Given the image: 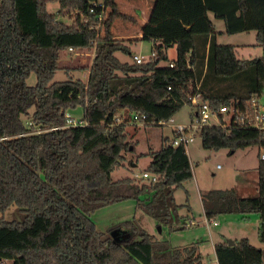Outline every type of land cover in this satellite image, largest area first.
Wrapping results in <instances>:
<instances>
[{"label":"trees","instance_id":"1","mask_svg":"<svg viewBox=\"0 0 264 264\" xmlns=\"http://www.w3.org/2000/svg\"><path fill=\"white\" fill-rule=\"evenodd\" d=\"M103 2L100 26L101 9L92 13L90 0H0V213L16 205L24 215L0 218V264H204L197 244L171 248L135 220L112 230L122 234L120 240L92 221L98 210L130 200L171 230L173 221H185L178 214L187 205L177 204L175 193L194 175L186 147H174L170 137L149 153L144 172L156 175V182L113 180L137 146L128 141V119L115 121L124 112L145 114L146 126H159L189 105L194 121L198 110L190 97L200 93L213 110L232 109L228 124L219 114L221 126L202 130L205 149L234 154L264 147V128L246 125L248 119L255 123L264 95V0H156L142 27L141 40L152 43V56L143 64L116 56L132 57V51L115 38V22L136 19L121 12L117 0ZM50 4H59V15L72 23L49 12ZM208 13L223 20L221 34L256 32L254 46L262 56L240 58L234 46L219 45ZM172 47L174 66H160ZM81 50L95 51L87 82L74 77L55 82L61 53ZM32 72L35 86L27 83ZM80 107L85 124L67 127L68 112ZM259 159L256 196L242 197L235 188L201 196L208 221L257 214L264 242L262 155ZM215 251L218 264H264V250L248 238L233 246L220 242Z\"/></svg>","mask_w":264,"mask_h":264},{"label":"rangeland","instance_id":"2","mask_svg":"<svg viewBox=\"0 0 264 264\" xmlns=\"http://www.w3.org/2000/svg\"><path fill=\"white\" fill-rule=\"evenodd\" d=\"M155 2V1H154ZM154 2L152 4H154ZM123 3L121 7H123ZM121 10H124L121 8ZM48 11L58 16V19L66 24H71L72 21L68 17L59 15V4H50ZM128 15H132L136 19V23L117 20L114 24L113 33L119 37L129 36L132 33H125L126 27L128 30H136L138 16L134 11H126ZM209 18L215 24L216 31L219 34L217 42L219 45H232L237 50L238 56H248L255 49L256 32L239 33L235 35L221 34L225 31L223 20L215 18L213 13H208ZM116 37V36H115ZM132 51V56L142 57L145 62L149 61L152 56V43L143 40L126 41ZM116 56L123 62H132L133 58L130 55L116 53ZM95 57L94 50L81 51H64L60 56V68L54 77L55 82H62L69 77L81 79L87 82L89 77L90 67ZM177 58V49L172 47L168 49V59L160 63V66H169ZM66 69H71L70 72ZM28 85L35 86L37 77L34 72L31 73L27 80ZM262 112H264V95L259 103ZM195 110L186 105L173 118V124L190 125L192 123L191 116ZM71 116L80 120L83 116V109L80 107L75 111L68 112ZM129 112H124L121 116H130ZM228 124L231 119V114H226L224 117ZM211 126H221L218 118H211ZM128 141L137 144L135 152L126 153V160L123 165L116 168L112 173L114 181L124 178H136L141 176L151 162L149 153L158 151L161 148L162 140L166 137H172V128L169 124L159 126H137L133 124L127 125ZM187 153L191 160L194 178L185 183V186L178 189L175 193L176 202L179 205H187L179 210V216H191L195 218L196 225L191 228H184V223H172V230L169 225L160 224L154 217L147 215L137 206V202L130 200L118 204H113L106 208L98 210L93 216L92 221L96 227L103 233L111 234L115 227L130 220H135L144 228L150 235L154 236L158 241H163L169 244L171 248H185L193 244H197L198 251L203 255L204 264H216V252L214 249L215 242H228L248 238L250 242L258 249L264 250V242L259 239L260 219L257 214H251L248 218L243 219L240 215L225 214L217 217L215 220L208 221L203 213L199 190L204 193L211 189H240L239 193L249 197L256 196L257 173L254 168L256 162V154L264 155V147H253L247 151L239 150L232 154L227 149L218 151L207 150L202 145V139L198 134L195 142L186 147ZM135 166V167H134ZM248 169L243 171L242 169ZM247 180L249 188L243 191L240 184ZM146 181V180H145ZM147 182V181H146ZM148 183V182H147ZM190 207L191 210L189 209ZM0 218L8 221L23 220L24 215L19 212L16 205L8 208L4 213H0ZM186 220V219H185ZM219 223V226H214L213 222ZM187 226V225H186ZM183 227V228H182ZM188 227V226H187ZM112 231V232H111Z\"/></svg>","mask_w":264,"mask_h":264},{"label":"built area","instance_id":"3","mask_svg":"<svg viewBox=\"0 0 264 264\" xmlns=\"http://www.w3.org/2000/svg\"><path fill=\"white\" fill-rule=\"evenodd\" d=\"M92 7L90 11L94 13L97 8L101 9L100 14L98 15V19L100 21V26L103 22V19L105 17V5L103 0H90ZM133 61H135L138 64L145 63V60L142 57H139L137 55L133 56ZM171 67L174 66V63L170 64ZM169 89H171L169 87ZM191 103L197 107L198 112L196 113V116L194 118V121L190 125H176L173 124V120L171 119L168 123L162 122L161 124H169L172 128V137H170V143L174 147H178L180 145H184L187 147L189 144L195 142L198 134H201L202 130L207 127L211 126L210 120L211 118L215 117L219 119V114H229L232 109L229 107H221L219 110L215 111L211 108L210 104L208 102H204L202 100V95L200 93H196L193 96L190 97ZM252 104L255 106L257 104L256 100L252 101ZM130 116L125 117L118 116L116 118V123L120 124L125 121V119H128L127 124H135L137 126H146L150 125L148 122V117L145 114L139 113V112H130ZM68 116V123L67 127H77L80 125H84L80 120H77L75 117L71 116L70 114H67ZM220 121V120H219ZM222 125V123H221ZM246 125L248 127L252 128H264V112H262L260 107V113L259 116L255 119V123L251 119H248L246 121ZM262 159H264V155H262ZM138 179H145L148 183L156 182L158 180V177L156 175H151L148 172H144L141 176H137ZM194 222L185 223L184 225L191 226L194 225ZM214 226H217L219 223L214 221Z\"/></svg>","mask_w":264,"mask_h":264},{"label":"crops","instance_id":"4","mask_svg":"<svg viewBox=\"0 0 264 264\" xmlns=\"http://www.w3.org/2000/svg\"><path fill=\"white\" fill-rule=\"evenodd\" d=\"M156 1V0H117V3H118V6H119V9L121 10V8H123L124 10H121V12L125 13V14H128L126 11H134L135 14L138 16L139 20H138V23L136 24L137 27H136V30H128L126 27H122V29L124 30L125 29V33H132L131 35L129 36H125L126 38L124 37H119L117 34H115V38L116 39H123L125 41H137V40H141L142 36H143V33H142V27L144 24H146L148 22V18H149V13L153 7V2ZM122 3L124 4L123 7H121ZM224 34V33H223ZM255 50L254 51H251V52H248L249 55L248 56H245V55H242V56H239L240 58H244V59H249V58H255V57H260L262 56L263 54V51L260 47H256L254 48ZM71 52V51H69ZM238 53V52H237ZM239 55V54H238ZM133 58V56H132ZM248 149H246L247 151ZM245 151V150H244ZM259 155L260 153L258 152L256 154V162L253 164L254 165V168L256 170V173H257V179H256V184L254 185L255 189H256V193L258 192V172H257V168H258V165H259ZM189 156V155H188ZM190 159V157H189ZM190 163H191V160H190ZM135 167V166H134ZM243 171H247L248 169L244 168L242 169ZM194 175V174H193ZM194 178V177H193ZM240 188L243 190V191H247V189L249 188V182L247 180L243 181V183L240 184ZM240 189H237V192L238 194L240 195L239 191ZM199 197H200V201H201V205H202V209H203V213L205 215V212H204V208H203V203H202V192L201 190H199ZM240 196L242 197H248L247 195H244V194H241ZM192 207H190L189 209L191 210ZM206 217V216H205ZM185 221H182L181 223H190V222H194L196 225V220L195 218L191 217V216H187L185 217ZM207 219V218H206ZM180 223V224H181ZM194 225H191V226H186V228H191L193 227ZM219 226V224L217 225ZM220 243V242H215V245H214V249L216 248V245ZM198 247V246H197ZM200 253V251H198ZM216 252V251H215ZM202 255V254H201ZM203 256V255H202ZM204 258V257H203ZM217 261V259H216ZM218 264V261L217 263Z\"/></svg>","mask_w":264,"mask_h":264},{"label":"water","instance_id":"5","mask_svg":"<svg viewBox=\"0 0 264 264\" xmlns=\"http://www.w3.org/2000/svg\"><path fill=\"white\" fill-rule=\"evenodd\" d=\"M119 234V235H118ZM121 233L120 232H117V231H114L113 233H112V236L113 237H116V239L117 240H120L121 239V236H122V234L120 235ZM117 235H118V237H117ZM228 244L230 245V246H233L234 245V241H228Z\"/></svg>","mask_w":264,"mask_h":264}]
</instances>
